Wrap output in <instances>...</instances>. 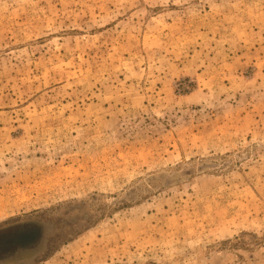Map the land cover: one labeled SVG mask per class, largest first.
Instances as JSON below:
<instances>
[{"label": "rangeland", "instance_id": "1", "mask_svg": "<svg viewBox=\"0 0 264 264\" xmlns=\"http://www.w3.org/2000/svg\"><path fill=\"white\" fill-rule=\"evenodd\" d=\"M18 228L0 264H264V0H0Z\"/></svg>", "mask_w": 264, "mask_h": 264}, {"label": "flooded vegetation", "instance_id": "2", "mask_svg": "<svg viewBox=\"0 0 264 264\" xmlns=\"http://www.w3.org/2000/svg\"><path fill=\"white\" fill-rule=\"evenodd\" d=\"M28 229L29 228H18L15 230L13 229L10 232H7L5 234H0V256L10 255L14 251H17V249L20 250L19 248L25 247V245H27L25 243L27 242L29 243V240L31 237V235L29 234L30 232H28ZM14 233L19 234V235H17L16 238L11 239V236Z\"/></svg>", "mask_w": 264, "mask_h": 264}, {"label": "water", "instance_id": "3", "mask_svg": "<svg viewBox=\"0 0 264 264\" xmlns=\"http://www.w3.org/2000/svg\"><path fill=\"white\" fill-rule=\"evenodd\" d=\"M17 233H18V232H17ZM14 234H16V233H14ZM14 234L11 236V239H14V238H16L17 235H19V234H16V235H14ZM17 238H18V237H17Z\"/></svg>", "mask_w": 264, "mask_h": 264}]
</instances>
